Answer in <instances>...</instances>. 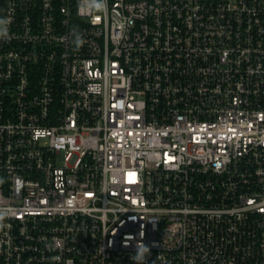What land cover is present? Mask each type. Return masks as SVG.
<instances>
[{"label": "built area", "instance_id": "1", "mask_svg": "<svg viewBox=\"0 0 264 264\" xmlns=\"http://www.w3.org/2000/svg\"><path fill=\"white\" fill-rule=\"evenodd\" d=\"M0 264H264V0H0Z\"/></svg>", "mask_w": 264, "mask_h": 264}]
</instances>
